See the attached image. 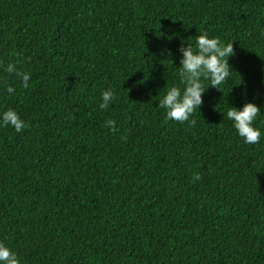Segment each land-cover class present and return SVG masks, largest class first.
<instances>
[{
  "label": "trees",
  "instance_id": "16d2710c",
  "mask_svg": "<svg viewBox=\"0 0 264 264\" xmlns=\"http://www.w3.org/2000/svg\"><path fill=\"white\" fill-rule=\"evenodd\" d=\"M204 32L233 43L230 75L169 120ZM4 84L26 127L0 128V241L21 264H264V0H0ZM247 102L257 144L226 117Z\"/></svg>",
  "mask_w": 264,
  "mask_h": 264
},
{
  "label": "clouds",
  "instance_id": "9594fccd",
  "mask_svg": "<svg viewBox=\"0 0 264 264\" xmlns=\"http://www.w3.org/2000/svg\"><path fill=\"white\" fill-rule=\"evenodd\" d=\"M178 51L181 55L179 76L185 87L183 91L176 86L169 88L159 101V107L165 109L167 119L183 123L189 121L194 111L200 108L203 103V94L209 87L221 90L218 86L226 81L232 69L228 61L234 55V48L233 43L225 44L219 38L210 37L207 32H204L196 36L195 47L190 43L181 42ZM5 71L20 77L25 88L29 86L30 73L18 71L15 63L7 64ZM202 77L210 81V86L207 88L202 83ZM3 90H6L8 94L15 92V89L7 84L0 87V91ZM101 96L100 108L105 109L113 103L115 92L109 87L101 93ZM260 109L256 104L247 102L240 108L231 106L226 113L227 119L233 122L237 134L247 144H257L261 140L262 133L254 126ZM190 123L195 124V120H191ZM114 124L115 122L111 119L106 122L109 128H112ZM7 127H12L17 133L26 127L25 121L15 109L8 108L0 111V128ZM0 264H21L17 253L2 241H0Z\"/></svg>",
  "mask_w": 264,
  "mask_h": 264
}]
</instances>
